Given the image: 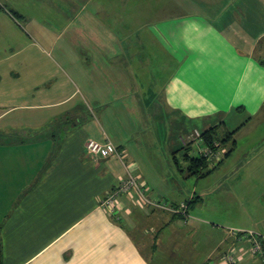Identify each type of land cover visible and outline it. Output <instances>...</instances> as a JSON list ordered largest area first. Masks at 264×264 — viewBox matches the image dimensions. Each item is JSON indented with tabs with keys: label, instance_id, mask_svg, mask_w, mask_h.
<instances>
[{
	"label": "crops",
	"instance_id": "1",
	"mask_svg": "<svg viewBox=\"0 0 264 264\" xmlns=\"http://www.w3.org/2000/svg\"><path fill=\"white\" fill-rule=\"evenodd\" d=\"M204 40L206 73L186 52ZM159 82L182 146L198 148L185 160L209 128L233 132L204 170L228 184L221 211L156 149L167 134L145 117ZM91 138L111 150L87 153ZM131 175L161 205L203 201L185 217L130 190L103 209ZM236 202L256 204L253 226L228 223ZM229 226L264 238V0H0V264H264Z\"/></svg>",
	"mask_w": 264,
	"mask_h": 264
},
{
	"label": "rangeland",
	"instance_id": "2",
	"mask_svg": "<svg viewBox=\"0 0 264 264\" xmlns=\"http://www.w3.org/2000/svg\"><path fill=\"white\" fill-rule=\"evenodd\" d=\"M209 49H210V47L208 45L207 40H204V43L202 42L198 48L196 47V50L192 51V50H189L186 48V52H188L187 58H191V59L196 58V59L202 60L203 66L206 63H208L207 68L206 69L203 68L201 70L202 72L204 71V73H206V71L211 70L210 64H212V63L207 61V58L211 55ZM155 54H157V52H155ZM213 55H215V54H213ZM192 66L195 67L196 64L194 63ZM188 70H189V68H188ZM191 71L192 70L190 69V72ZM188 82L190 84H195V83H198V80L197 81H195V80L194 81H188ZM152 86L154 88L153 89L154 95H153V99H152L154 101V103H153V107L150 110H152V109H154V110L152 112L153 114L149 115L148 117H145L146 123H145V118H144V123H145V125L151 126L150 127V128H152L151 133H153V129H154L155 137H157V138L162 139L161 135H163L165 133L167 134L166 135L167 137L162 139L161 146L157 147L156 149L162 148L161 153L164 154L163 158H166L167 160H169V162H167V164L170 163V166L172 167V169H176L175 163L172 160L173 155H176L178 161L180 162V167L182 168L181 172L184 173L183 178L185 177L182 180L187 181V183H190L189 190H191L194 185H197V193L199 192L198 194H201V191H202L201 195L204 197V200L206 199L205 202L207 204H210L213 207L215 206L217 209H220V211L223 210L224 205H225V204H223L224 197L229 195L228 192H230V190L228 192H225V190L229 189L228 184L223 181L220 174L213 172V171H211V173H209L207 175H203L200 177L197 176V174H195V173H192V174L186 176V174L190 173L189 171H187V165H189L190 161L188 159L185 160L183 158V153H185L186 149H188V150H191V152H193V154H198V151H197L198 148L195 146L194 142L191 143L190 148H186V147L182 146L181 135L186 137V134L184 132H181L180 127H179V123L183 121L182 119H180V116L182 115V113L178 112V109L171 111L167 108L163 92H161L162 90L159 89L160 88V82L155 83L154 85L152 84ZM190 98L192 99V97H190ZM236 110H239V109H236ZM184 114L186 116V119L184 122H186L187 131H193L194 127H199L200 129L203 128V123H202V121H200L199 117H197V118L192 117V119H191L188 117L190 115H188L187 113H184ZM190 114H191V116H195V115H193L194 113H190ZM236 115H238V114H236ZM245 117H247V116L245 115L244 117H242V119L244 120ZM188 119H191V122H188ZM174 124L178 125V126L176 125V131H175V129L173 131ZM217 132H218L217 134L219 136H224L225 134H227L222 130H219ZM168 134L170 137H168ZM193 134L195 135L194 132H193ZM174 138H175V144L173 147L171 145V141L174 140ZM244 141H245L244 139H238L237 140V144H238L237 149H239L240 147H244V144H243ZM205 145H207V144H205ZM169 147L174 148V150L170 152ZM147 149H148V153L150 154L152 159L155 160L154 154H152V151H153L152 147L147 148ZM193 149H194V151H193ZM203 157L206 158L207 166H209V164L211 163L212 160H215V161L217 160L216 158L212 157V155H210V157H208V158L206 156H203ZM237 159H239V157H237ZM226 160L227 159H225V162H226ZM233 187H235L234 190H236V189L239 190L238 185L233 184ZM221 193H222V197L219 196ZM209 194H212V195H210L208 197ZM214 194H215V196H214ZM197 199L198 198H196L194 200V202L191 203L192 206L198 205L203 201V200H201L200 202H197ZM219 201L221 202V204L219 203ZM213 202L216 203V205H214ZM232 204L233 205L231 206V208L233 207L232 210L233 211L235 210V211L231 215V216H233L232 220L229 221L228 223H230L231 225L242 224L240 226H248L251 223L253 226V222L255 221L254 217L256 216V215L253 216V214H255V212H256V209H255L256 204L254 205L252 203H248L247 207H248L249 212L247 215H245L244 212L241 210L243 208V207L241 208V203L236 202V203H232ZM192 209L193 208L191 207L190 210H192ZM231 227L232 226H229V228H231ZM243 230H249V229L243 228Z\"/></svg>",
	"mask_w": 264,
	"mask_h": 264
},
{
	"label": "built area",
	"instance_id": "3",
	"mask_svg": "<svg viewBox=\"0 0 264 264\" xmlns=\"http://www.w3.org/2000/svg\"><path fill=\"white\" fill-rule=\"evenodd\" d=\"M196 135V136H195ZM194 134H191L190 138L194 141L200 139L201 134H199L198 131L195 132ZM217 143L216 141H214L213 143H211L210 145H206L205 148H202L200 150V154H202L203 156H206L207 158L210 157V155H212V157L216 158L217 160L220 159L221 157V152L217 150ZM85 149L86 152L89 154H94V155H98L100 153L103 152V150L105 149H109L111 150V145H109L106 142H100L98 140L95 139H88L86 144H85ZM143 184L142 182H139L137 180L136 177L134 176H129L128 178L122 180L118 185L117 188H113L111 191L107 192V194L105 195V197L102 198L101 200V207L103 209H105L106 211L108 210L109 212H116L117 210V206H118V194L123 192V193H129L130 190L136 192L138 194V196L140 197V199L148 205L151 206H159L161 208H168L173 212H185L187 209V204L185 202H181L178 206V208H174V207H169V206H164L161 205L159 202H157L156 200H151L150 198L146 197L144 190H143ZM229 232L231 235L237 237L239 239H246L249 243H250V250L252 252V254H256L259 255L261 257H263V253L264 250H262V240L261 238H259V233L256 232L253 229L250 230H243L240 228H229ZM226 261L230 262L232 264H234L235 262V258L232 254H227L226 255ZM264 261V259H263Z\"/></svg>",
	"mask_w": 264,
	"mask_h": 264
},
{
	"label": "trees",
	"instance_id": "4",
	"mask_svg": "<svg viewBox=\"0 0 264 264\" xmlns=\"http://www.w3.org/2000/svg\"><path fill=\"white\" fill-rule=\"evenodd\" d=\"M217 126H214V127H211L209 128L208 130L204 131L202 134V137H203V142L205 144H208L210 145L211 143H213L214 141H217L218 139L222 142L223 140L226 141L227 139H231L232 138V135H233V132H229L227 134H225L224 137L220 136L221 138H219V135L217 134ZM186 159H188L190 161L189 165L187 166V168L191 171V173H195L197 175L200 176H203V175H206L208 174L210 171L205 170V168L207 167V161H206V158H204L201 154L199 155H189V154H186ZM192 201H190L187 206L189 207V204L191 203ZM179 206V205H178ZM187 207V209H188ZM174 208H178V207H174ZM187 209L186 211L183 213V212H175V213H179V215H183L186 217V213H187ZM181 213V214H180ZM228 231H229V227H228ZM230 233V232H229ZM231 235V234H230ZM233 238L235 236L231 235ZM260 236V234H259ZM261 238L262 240V250H264V238L263 237H259ZM235 239H237L239 241V238L238 236L235 237ZM254 256H256V254H253ZM1 256H2V252H1V243H0V263H1Z\"/></svg>",
	"mask_w": 264,
	"mask_h": 264
}]
</instances>
